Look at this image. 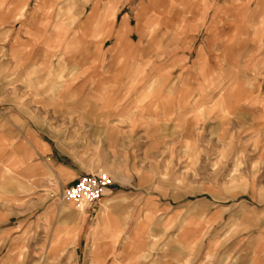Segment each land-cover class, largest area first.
<instances>
[{"label": "rangeland", "instance_id": "obj_1", "mask_svg": "<svg viewBox=\"0 0 264 264\" xmlns=\"http://www.w3.org/2000/svg\"><path fill=\"white\" fill-rule=\"evenodd\" d=\"M3 136L0 264H264V0H0Z\"/></svg>", "mask_w": 264, "mask_h": 264}, {"label": "built area", "instance_id": "obj_2", "mask_svg": "<svg viewBox=\"0 0 264 264\" xmlns=\"http://www.w3.org/2000/svg\"><path fill=\"white\" fill-rule=\"evenodd\" d=\"M110 186L111 182L105 174H88L77 178L63 189L60 198L62 202L82 201L90 206L100 200Z\"/></svg>", "mask_w": 264, "mask_h": 264}, {"label": "crops", "instance_id": "obj_3", "mask_svg": "<svg viewBox=\"0 0 264 264\" xmlns=\"http://www.w3.org/2000/svg\"><path fill=\"white\" fill-rule=\"evenodd\" d=\"M0 140H2V142H3V141H6V138L3 136V138L0 139ZM31 149L34 151V153H36L38 155H44V154L50 152L48 144L43 142V141H36L35 144L31 145ZM28 150H29L28 149V144L27 143L26 144H22L21 145V153H22L21 157L24 158L25 156H27ZM6 152L9 153L10 154L9 157H11L12 150L11 151L9 150V151H6ZM66 171L70 172L71 170H67L65 168L64 172H66ZM21 174L22 175H26V177L29 176V179L34 178L37 182L41 183L42 185H44L45 182L48 181V179H46L47 176L49 178V176L52 175L53 182L56 181V177H57L56 166L53 169H51L49 172H47L44 168L39 167V165L38 166L35 165L34 167H31L30 169L22 170ZM64 174L68 175L67 173H64ZM72 174H74V173H72ZM76 178H77V176H76ZM76 178L71 179V174H69L68 178H66V181H65L66 182V187L69 186ZM6 179L7 180H11V178H6ZM83 208H84V206L81 207V208L78 207L79 211H82Z\"/></svg>", "mask_w": 264, "mask_h": 264}, {"label": "bare ground", "instance_id": "obj_4", "mask_svg": "<svg viewBox=\"0 0 264 264\" xmlns=\"http://www.w3.org/2000/svg\"><path fill=\"white\" fill-rule=\"evenodd\" d=\"M77 206H79L81 208V207L85 206V203L81 201V202L77 203Z\"/></svg>", "mask_w": 264, "mask_h": 264}]
</instances>
